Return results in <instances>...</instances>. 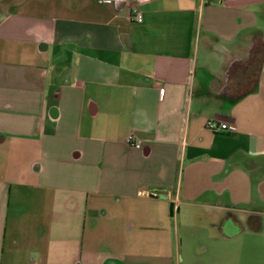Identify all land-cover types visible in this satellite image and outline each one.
<instances>
[{"label": "crops", "instance_id": "1", "mask_svg": "<svg viewBox=\"0 0 264 264\" xmlns=\"http://www.w3.org/2000/svg\"><path fill=\"white\" fill-rule=\"evenodd\" d=\"M0 180V248L19 184L264 264L236 258L264 249V0H0Z\"/></svg>", "mask_w": 264, "mask_h": 264}, {"label": "rangeland", "instance_id": "2", "mask_svg": "<svg viewBox=\"0 0 264 264\" xmlns=\"http://www.w3.org/2000/svg\"><path fill=\"white\" fill-rule=\"evenodd\" d=\"M0 180V192L3 184ZM12 186L5 223L0 264H185L188 259L212 264L211 248L218 244L186 221L168 218L164 229L146 238L125 231L123 218L108 223L102 207L84 221L83 210L68 213L58 203L44 207L43 192L31 185ZM51 210H53L51 213ZM121 218V217H120ZM86 225V226H85ZM86 229V230H85ZM238 239L236 258L241 263L264 262V249L244 252ZM202 242L207 247L195 250Z\"/></svg>", "mask_w": 264, "mask_h": 264}, {"label": "built area", "instance_id": "3", "mask_svg": "<svg viewBox=\"0 0 264 264\" xmlns=\"http://www.w3.org/2000/svg\"><path fill=\"white\" fill-rule=\"evenodd\" d=\"M104 4L106 3H111V0H98ZM133 20L134 22L136 23H142L143 22V18H142V15L141 14H136L134 17H133ZM163 92H161L162 94ZM208 128L213 130V131H217V130H221V131H228V132H231V131H234V127L232 126H229L227 125L226 123H217V122H210L208 124ZM127 143L131 146H133L134 148L136 149H141V146L140 144H138L137 142L134 141V138L132 135H129L127 137Z\"/></svg>", "mask_w": 264, "mask_h": 264}, {"label": "water", "instance_id": "4", "mask_svg": "<svg viewBox=\"0 0 264 264\" xmlns=\"http://www.w3.org/2000/svg\"><path fill=\"white\" fill-rule=\"evenodd\" d=\"M150 197H154V196L151 195Z\"/></svg>", "mask_w": 264, "mask_h": 264}, {"label": "trees", "instance_id": "5", "mask_svg": "<svg viewBox=\"0 0 264 264\" xmlns=\"http://www.w3.org/2000/svg\"><path fill=\"white\" fill-rule=\"evenodd\" d=\"M254 230H256V229H254Z\"/></svg>", "mask_w": 264, "mask_h": 264}]
</instances>
